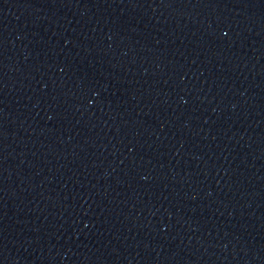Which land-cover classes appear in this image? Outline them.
<instances>
[{"label":"water","instance_id":"obj_1","mask_svg":"<svg viewBox=\"0 0 264 264\" xmlns=\"http://www.w3.org/2000/svg\"><path fill=\"white\" fill-rule=\"evenodd\" d=\"M0 264H264V0H0Z\"/></svg>","mask_w":264,"mask_h":264}]
</instances>
